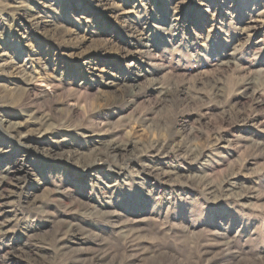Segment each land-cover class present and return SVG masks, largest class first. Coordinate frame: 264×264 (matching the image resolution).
Listing matches in <instances>:
<instances>
[{
	"label": "rangeland",
	"instance_id": "1",
	"mask_svg": "<svg viewBox=\"0 0 264 264\" xmlns=\"http://www.w3.org/2000/svg\"><path fill=\"white\" fill-rule=\"evenodd\" d=\"M0 264H264V0H0Z\"/></svg>",
	"mask_w": 264,
	"mask_h": 264
}]
</instances>
